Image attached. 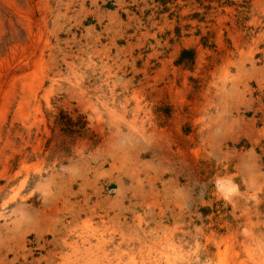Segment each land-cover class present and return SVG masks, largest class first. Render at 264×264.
<instances>
[{
    "label": "rangeland",
    "instance_id": "obj_1",
    "mask_svg": "<svg viewBox=\"0 0 264 264\" xmlns=\"http://www.w3.org/2000/svg\"><path fill=\"white\" fill-rule=\"evenodd\" d=\"M0 264H264V0H0Z\"/></svg>",
    "mask_w": 264,
    "mask_h": 264
}]
</instances>
